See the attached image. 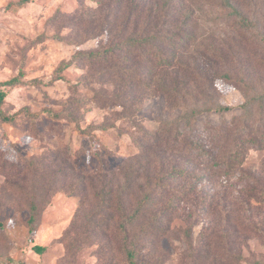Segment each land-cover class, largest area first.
Returning a JSON list of instances; mask_svg holds the SVG:
<instances>
[{
	"label": "trees",
	"instance_id": "obj_1",
	"mask_svg": "<svg viewBox=\"0 0 264 264\" xmlns=\"http://www.w3.org/2000/svg\"><path fill=\"white\" fill-rule=\"evenodd\" d=\"M94 1L84 36L103 34L105 40L98 39L93 49L77 50L62 67L74 59L85 61V84L101 86L92 91L91 102L120 106L111 112L120 119L135 118L137 104L155 95L164 97L168 109L181 108L182 113L134 138L136 150L112 168L79 169L68 148L20 156L16 162L2 157L5 185L0 197L11 200V206L21 201L28 211L26 226L33 232L40 202L55 191L78 196L61 237L69 263L85 246L95 245V264H166L160 242L176 239L184 248L173 264H241L249 239L264 248V161L258 169L243 167L248 150L264 148V85L256 86L249 70L250 61L264 55V15L246 11V0H217L233 34L206 41L198 36L191 0ZM83 20L81 15L73 18L77 37ZM216 80L240 89L242 111L197 129L192 122L198 115L227 109L219 103ZM20 82L18 76L0 81L3 122L12 123L15 117L2 110V88ZM64 103L66 109L53 116L76 121L75 107L82 101ZM109 127L113 124L100 129ZM234 177L240 183L235 192L229 183L208 196L197 191L203 181ZM177 218L185 227L173 225ZM34 249L42 252L44 247ZM252 263L264 264V254ZM5 264L14 263L8 257Z\"/></svg>",
	"mask_w": 264,
	"mask_h": 264
},
{
	"label": "rangeland",
	"instance_id": "obj_2",
	"mask_svg": "<svg viewBox=\"0 0 264 264\" xmlns=\"http://www.w3.org/2000/svg\"><path fill=\"white\" fill-rule=\"evenodd\" d=\"M191 1L199 38L207 41L211 36L233 34L225 23L226 10L218 6L217 0ZM246 1V11L257 10L259 18L264 15L259 12L264 9V0ZM95 5L94 0H0V81L13 76L21 81L2 88L5 95L2 110L7 116H14L15 121L0 120V159L6 157L16 162L20 156L32 157L47 153L50 148H68L79 169L112 168L123 156L136 150L134 138L142 132L154 131L161 121L174 120L181 115V108L168 109L164 97L155 95L137 104L135 118L120 119L111 113L119 111L120 106L98 107L91 102L92 91H98L101 86L97 82L85 84V61L74 59L70 66L62 67V62L71 59L77 50L93 49L98 39L105 40L103 34L97 38L84 36L90 24L88 7L95 8ZM76 15H81L85 22L84 28L80 25V37L76 36L77 28L72 25ZM261 59L264 60V55L250 61L249 70L256 86L264 85V61L263 65H257ZM58 76L60 78L56 79ZM215 85L220 93L219 103L227 109L198 115L192 122L197 129L207 123L230 120L242 111L244 95L240 89L223 80H216ZM111 91L112 86L108 85L106 92ZM70 100L83 103L75 107L76 121L55 118L53 115L65 110L64 102ZM105 124H113V127L100 129ZM263 161L264 148L250 149L243 167L258 169ZM236 177L229 181L224 178L203 181L197 191L199 195L208 196L222 191V185L229 183L231 191L235 192L240 186ZM4 181L0 174V191H4ZM78 204V196L55 191L45 203H39L35 229L29 232L28 211L24 205L19 200L17 205L11 206V200L1 194L0 264H5L8 257L14 264H95V245L85 246L69 263L61 242ZM173 225L185 227L186 224L177 218ZM200 228V224L194 227L193 240ZM160 245L168 258L166 264H173L184 248L183 242L176 239H163ZM34 246H43L44 250L37 252ZM241 253L244 258L241 264H253V260L262 258L264 248L252 238Z\"/></svg>",
	"mask_w": 264,
	"mask_h": 264
}]
</instances>
